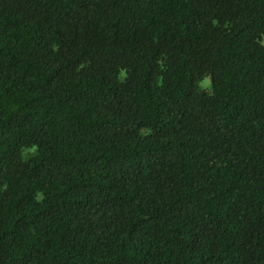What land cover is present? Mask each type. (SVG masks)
Returning a JSON list of instances; mask_svg holds the SVG:
<instances>
[{
  "label": "trees",
  "instance_id": "obj_1",
  "mask_svg": "<svg viewBox=\"0 0 264 264\" xmlns=\"http://www.w3.org/2000/svg\"><path fill=\"white\" fill-rule=\"evenodd\" d=\"M263 40L264 0H0V264H264Z\"/></svg>",
  "mask_w": 264,
  "mask_h": 264
},
{
  "label": "rangeland",
  "instance_id": "obj_2",
  "mask_svg": "<svg viewBox=\"0 0 264 264\" xmlns=\"http://www.w3.org/2000/svg\"><path fill=\"white\" fill-rule=\"evenodd\" d=\"M263 44H264V40H263ZM202 86L205 87V88H210L211 87V81H210V78H206L204 80V82L202 83Z\"/></svg>",
  "mask_w": 264,
  "mask_h": 264
}]
</instances>
